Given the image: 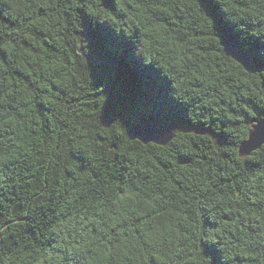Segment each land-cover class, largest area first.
Returning <instances> with one entry per match:
<instances>
[{"label":"trees","instance_id":"1","mask_svg":"<svg viewBox=\"0 0 264 264\" xmlns=\"http://www.w3.org/2000/svg\"><path fill=\"white\" fill-rule=\"evenodd\" d=\"M228 3L0 0V156L9 157L0 161V247L52 251L63 241L50 226L66 221L74 225L70 249L89 228L92 236L103 235L96 223L79 226L101 215L111 222L110 200L121 203V197L128 218L106 231L125 248L143 250L141 264H171V242L190 233L219 230L230 245L264 247V145L239 154L253 123L264 121V72L258 71L264 40L252 38L264 33V15L256 14L261 0H231L236 9H252L246 14L251 27L241 24L237 31L227 19ZM241 32L250 37L242 39ZM135 33L145 38L148 58L165 79L120 39ZM227 36L249 55L248 68L232 58ZM101 112L105 123L120 119L130 134L150 123L180 130L166 146L126 135L124 145L99 153L90 181L69 172L55 179L61 117ZM100 207L103 214H84ZM206 243L200 252L211 264ZM231 260L248 264L249 257L237 252ZM75 264L85 261L75 258Z\"/></svg>","mask_w":264,"mask_h":264},{"label":"clouds","instance_id":"2","mask_svg":"<svg viewBox=\"0 0 264 264\" xmlns=\"http://www.w3.org/2000/svg\"><path fill=\"white\" fill-rule=\"evenodd\" d=\"M249 2L250 0H245V3ZM227 7L230 9L227 15V19L230 21L229 25L233 26L237 31L241 24L247 23L248 27H251V17L246 15L252 12L251 8L236 9L232 5L231 0H229ZM113 10L117 11L116 8ZM256 14L264 15V0H261V10ZM204 23L207 26V21H204ZM241 33L243 34L242 39L250 37L247 36L246 32ZM252 38L264 40V33ZM120 39L128 41L134 49L135 57L142 61L145 66L153 67L165 79V71L156 65L154 60L148 58L149 52L145 50L144 37L140 36L139 33H135L131 37L122 35ZM150 55L155 57L157 53L155 50H150ZM237 59L244 62L238 56ZM168 68L173 72L175 71L171 60L168 62ZM85 70V66L81 65L80 71L84 72ZM258 71L264 72V69ZM186 118L189 119L188 113H186ZM61 119L65 120L64 127L62 130L58 129L59 135L53 142L54 168L56 170L53 175L55 179H58L64 172H69L71 175L82 176L90 181L92 179L91 165L94 160L99 158V153L104 152L105 156H107L112 153L114 148L124 145L126 135H131L129 128L123 121V129L121 128L120 119L105 123L102 112L95 116H80L72 117L71 119H65L62 116ZM101 140H104V144L100 143ZM3 162L7 163V161ZM49 171L52 172L53 169H49ZM93 187H95V184H93ZM61 190L63 191V189ZM97 192L100 198L109 199L100 189H97ZM122 202L123 197H121V203H117L116 200H110L116 213L111 222L101 215L95 219L89 218L79 226L83 228L86 224L96 223L100 227V233L103 235L92 236L89 228L86 234L84 232L80 234L81 237L86 238L80 239L79 243L73 244L69 249V244L71 243L69 240V228L74 225H67L66 221L54 222L50 226L51 231L56 233L63 242L57 243L52 251L48 249L41 250L35 245L27 252L22 247L11 250L0 247V264H75V258H83L85 264H141L143 250L137 252L135 248H125L119 244L120 238L115 237V233L106 231L109 224L112 229H115L117 223H122L121 216L124 219L128 218L126 212H121L124 207ZM89 203L91 202L89 201ZM188 207L191 208V205ZM97 210L102 214L105 212V209L100 207L99 209H85L84 214L87 216L90 211L95 212ZM128 211H131L130 207ZM2 230L0 229V231ZM205 240L207 243L204 245V253L205 256L210 258L211 264H232L231 257L237 252L249 257L248 264H264V247L257 245L251 248H247V246L238 248L234 244L230 245L226 235H222L219 230L215 232L190 233L188 237H182L178 242L174 239L171 242V264H210L209 259H205L200 252V244ZM261 243L264 244V240ZM110 244L111 247H109ZM89 249H91V252H89ZM100 250H103V253ZM69 252H71V256ZM225 252L227 255H225ZM109 256H111V260ZM125 256L128 257L126 261L124 259ZM221 257H223V260Z\"/></svg>","mask_w":264,"mask_h":264},{"label":"water","instance_id":"3","mask_svg":"<svg viewBox=\"0 0 264 264\" xmlns=\"http://www.w3.org/2000/svg\"><path fill=\"white\" fill-rule=\"evenodd\" d=\"M226 43L231 50V56L240 62L245 68L249 66V55L240 48L239 44L231 37H226ZM237 56L242 59H237ZM246 66H245V64ZM132 137L144 144L152 143L158 146H166L175 138L173 126L150 123L145 126H137L131 133ZM264 145V121H255L249 133L248 139L242 143L239 149L240 157L249 156Z\"/></svg>","mask_w":264,"mask_h":264},{"label":"snow or ice","instance_id":"4","mask_svg":"<svg viewBox=\"0 0 264 264\" xmlns=\"http://www.w3.org/2000/svg\"><path fill=\"white\" fill-rule=\"evenodd\" d=\"M0 66H2V62H0ZM6 70V69H5ZM98 89L100 86H96ZM99 95L103 97H107L106 101L104 102V106L108 103V93L104 90V88L99 92ZM104 116V112H102V117ZM9 157L7 156H0V161H7ZM155 207V205H153ZM261 222L264 223V217H261Z\"/></svg>","mask_w":264,"mask_h":264},{"label":"rangeland","instance_id":"5","mask_svg":"<svg viewBox=\"0 0 264 264\" xmlns=\"http://www.w3.org/2000/svg\"><path fill=\"white\" fill-rule=\"evenodd\" d=\"M175 130L179 131L180 128H175ZM196 133H200V134H204V135H209L208 132H197V131H196ZM211 136H212V135H211Z\"/></svg>","mask_w":264,"mask_h":264}]
</instances>
